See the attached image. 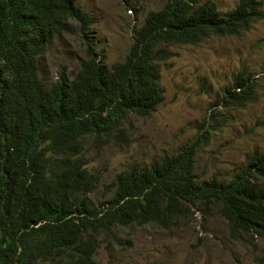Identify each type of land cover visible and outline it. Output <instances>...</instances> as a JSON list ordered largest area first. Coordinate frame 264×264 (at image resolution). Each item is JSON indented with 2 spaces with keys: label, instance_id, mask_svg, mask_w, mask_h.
<instances>
[{
  "label": "trees",
  "instance_id": "1",
  "mask_svg": "<svg viewBox=\"0 0 264 264\" xmlns=\"http://www.w3.org/2000/svg\"><path fill=\"white\" fill-rule=\"evenodd\" d=\"M263 7L239 0L222 13L212 0H166L147 13L124 60L109 66L88 42L75 74L48 86L37 58L70 19L85 28L89 15L76 0H0V264H99L101 231L169 227L191 207H219L233 239L264 238V149L246 154L229 179H199L206 128L176 153L116 173L111 198L98 203L100 176L84 152L87 138L124 137L128 115L147 116L164 101L160 63L174 56L167 44L239 34L264 19ZM256 86L238 73L214 114L245 107Z\"/></svg>",
  "mask_w": 264,
  "mask_h": 264
},
{
  "label": "rangeland",
  "instance_id": "2",
  "mask_svg": "<svg viewBox=\"0 0 264 264\" xmlns=\"http://www.w3.org/2000/svg\"><path fill=\"white\" fill-rule=\"evenodd\" d=\"M165 1L76 0L91 23L84 28L70 19L69 29L46 45L37 58L44 82L51 86L61 73L73 76L88 42L107 65L124 60L147 13ZM212 1L222 13L239 2ZM167 47L174 56L160 63L164 101L147 116L128 115L123 123L126 136L85 141L88 167L100 176L93 197L97 203L111 198L116 173L147 167L176 153L206 128L210 141L197 153L199 179H229L244 164L246 154L264 149V19L239 34L211 35L197 45ZM238 73L257 80L255 98L245 107L214 114ZM95 257L99 264H264V238L240 233L233 239L219 207L210 212L191 207L169 227L131 224L101 231Z\"/></svg>",
  "mask_w": 264,
  "mask_h": 264
}]
</instances>
